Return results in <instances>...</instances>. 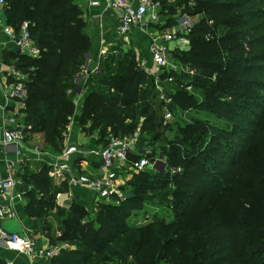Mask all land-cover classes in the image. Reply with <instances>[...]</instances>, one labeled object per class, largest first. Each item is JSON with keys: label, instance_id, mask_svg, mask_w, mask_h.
<instances>
[{"label": "trees", "instance_id": "obj_1", "mask_svg": "<svg viewBox=\"0 0 264 264\" xmlns=\"http://www.w3.org/2000/svg\"><path fill=\"white\" fill-rule=\"evenodd\" d=\"M176 1L181 14L202 18L185 36L191 47L172 51L175 62L195 74L168 67L160 73L169 88V78L173 79L168 103L161 98L158 80L138 66L131 51L116 54L102 62L100 71L76 82L87 65L91 39L75 0H7L8 23L19 29L24 21L30 22L32 38L42 50L38 58L20 56L17 64L29 74L24 99L29 131L43 132L48 147L60 153L64 132L80 106L81 127L89 135L97 132L99 144L107 145L110 136L138 133L141 151L129 153L133 161L155 158L147 144L159 139L162 155L174 166L158 171L165 176H151L147 170L135 173L122 187L126 196L99 201L90 221H84L87 210L71 203L66 231L59 239L74 248L63 249L53 257L54 264H161L164 259L169 264H264V138L249 173L245 165L237 172L231 168L218 172L223 165L214 155L219 151L225 162L236 163L233 136L254 121L264 97V81L255 78L264 73V0ZM165 8L173 14L177 10ZM143 76L151 79L145 86ZM189 86L203 97L199 99ZM86 87L76 104L79 88ZM254 90L259 91L256 98L246 96ZM168 107L178 129L172 137V118L165 117ZM238 154L245 158L244 150ZM223 173L232 180H222ZM241 174L248 182L239 185ZM24 177L32 185L27 194L29 215L44 216L56 207L54 199L63 188L52 186L46 169L28 171ZM169 181L176 190L169 188ZM204 182V189H196ZM128 192L134 195L127 198ZM238 192L248 195L254 209L245 215L228 214V203L235 198L244 201ZM159 196L172 197L177 218L132 226V216L150 197Z\"/></svg>", "mask_w": 264, "mask_h": 264}, {"label": "crops", "instance_id": "obj_2", "mask_svg": "<svg viewBox=\"0 0 264 264\" xmlns=\"http://www.w3.org/2000/svg\"><path fill=\"white\" fill-rule=\"evenodd\" d=\"M98 1V5H92L85 0H75V3L83 9L87 23L85 31L91 39L87 62L88 73L100 71L102 62L108 61L111 57L117 56L116 54H120V52L128 53L133 49L132 53L136 56L138 66L150 73V69L153 66L152 40L155 36L174 28L175 25L173 26V23L175 24L176 18L181 14V9L176 4L177 1L169 0V4L162 5L163 9L160 12L157 23H148L144 27L134 25L126 34L119 32L120 22L115 10L108 6L107 0ZM168 6L176 8V13H169V9L165 8ZM170 18H172V25L169 24ZM7 25L16 31L15 37L6 34L5 27ZM20 29L21 26L19 29H15L8 23L5 11L0 15V125H5L6 127L29 125L25 111V101H23V98L10 96V91L18 80H22L26 86L25 83L29 78V74L17 68L20 56L26 55L21 54L18 50L17 38H19ZM188 42L189 40L186 37H182L170 45L174 49H188ZM41 54L42 50L39 56L31 57L38 58ZM14 69L24 75V78L20 79L13 74ZM150 75L155 76L152 73ZM86 77L87 75L84 74L83 80ZM87 90L88 87L79 88L80 93L74 99L76 104H79ZM25 93L27 97L26 87ZM80 114L81 110L78 109L64 132L63 150L69 146H75L86 152L84 154L75 152L66 162L73 166L76 176H92L98 171L100 161L98 152L102 149L103 144L98 143L97 134L89 135L83 131L79 122ZM9 121H13V123L10 124ZM29 129H25V132L27 130V138L23 148L19 151H8L0 140V176H7L9 164L12 162L16 173V184L12 192L15 216L2 219L0 227L10 232H20L31 236L36 242L37 251L40 248L51 249L66 243L59 238L66 231L65 218L70 208L69 200L87 210L89 214L84 218V221H90L96 214L99 199L96 192L91 188L82 184H75L69 177L64 179V177L54 176L52 165L55 159L61 156L63 150L60 153L53 151L46 144L43 132L33 133ZM37 147H39V152L36 151ZM42 169H46L49 177L51 176L52 186L63 188V191L59 192L54 199L56 207L50 209L44 216H32L28 214L26 209V205L29 202L27 194L32 190V185L24 179V176L28 171L35 173ZM119 173L120 181L123 186H126L131 179V174L124 170ZM73 248L74 246H71L69 249ZM36 251L31 255L12 251L0 239V262H11L12 264H54L53 258L41 256Z\"/></svg>", "mask_w": 264, "mask_h": 264}, {"label": "built area", "instance_id": "obj_3", "mask_svg": "<svg viewBox=\"0 0 264 264\" xmlns=\"http://www.w3.org/2000/svg\"><path fill=\"white\" fill-rule=\"evenodd\" d=\"M92 5H98V0H85ZM108 6L115 10L118 20L120 22L119 32L126 34L130 31L132 26L144 27L148 23H157L159 21L160 12L162 9L161 0H107ZM7 0H0V15L5 11ZM176 23L173 29L167 30L160 35H157L152 40L151 52L153 55V66L150 72L156 76L159 87L161 90V98L166 102H170L171 99L168 97L169 89L167 85L163 84V81H159L160 73L163 68L168 67L173 70L188 72L195 74L194 70H190L188 66H182L175 62L172 51L174 48L171 47V43L179 40L182 37L188 35L195 24L198 23L195 16L180 14L176 18ZM5 32L8 36L15 37L16 31L9 25L5 27ZM18 50L21 54L30 56H39L41 49L32 38L30 32V22L24 21L21 25L19 32V38H17ZM153 71V72H152ZM20 79L24 78L17 70H13ZM88 75V67L84 66L83 72L77 77V82L82 81L83 77ZM170 87L172 88L173 79L169 78ZM192 87L189 86L188 89ZM11 97L26 98L25 85L22 80H18L12 90L10 91ZM165 117L167 119L172 118L171 111L168 108L165 110ZM13 123V121H9ZM27 126L17 127H6L0 125V140L8 151H19L23 148V144L27 138L25 132ZM138 133L134 137H115L110 136L107 145L103 146L98 152L100 155L98 171L92 176L74 174L72 165H69L66 160L75 152L86 153L82 149L69 146L63 150L61 156L55 159L52 165V171L54 176L69 177L75 184L85 185L97 194L99 201L110 200L112 196H117L123 199L126 196V192L123 191V183L120 181L121 171H127L128 173H140L141 171L147 170L154 167L155 164H162L161 160L156 158H149L143 156L137 160H130L129 153L135 151H141L137 146ZM39 152V147L36 148ZM145 154L146 151H145ZM180 171L181 168H177ZM174 170V171H176ZM16 173L14 163L9 164L8 174L5 177L0 176V221L5 218H12L15 216V210L13 207L14 196L12 195L13 189L16 184ZM0 239L4 242L5 246L12 251L31 255L36 251L35 240L28 235L20 232H10L0 227ZM68 243H64L60 246L47 249H37V254L45 256L47 258H53L61 253L63 249L70 248ZM0 264H12L11 262H0Z\"/></svg>", "mask_w": 264, "mask_h": 264}, {"label": "rangeland", "instance_id": "obj_4", "mask_svg": "<svg viewBox=\"0 0 264 264\" xmlns=\"http://www.w3.org/2000/svg\"><path fill=\"white\" fill-rule=\"evenodd\" d=\"M196 20L199 22L200 19L202 18V15L198 14L195 16ZM223 32V30H222ZM188 47L190 48L191 46L189 45L188 42ZM134 50V49H133ZM131 50V52L133 51ZM86 67V65H85ZM153 72V71H152ZM131 73V72H130ZM151 73V72H150ZM148 72V74H150ZM151 76V75H150ZM123 76H120V79ZM255 78L259 81H264V73H260L257 74L255 76ZM151 79L144 77L142 78V85H147L149 83ZM165 84V83H163ZM169 88V87H168ZM171 89V88H169ZM189 90H193L192 88ZM71 92V91H69ZM193 94H195L199 99L202 98L203 96L201 95V92L199 90H193ZM262 92V91H261ZM259 93L258 90H254L252 93H246L247 97L250 98H256L257 94ZM258 101V100H256ZM260 109H257L256 112L257 114L254 116V121L251 123H248L244 126L243 129H241L242 131H240V133H238L237 136H233L234 139V148L236 150V163L230 165L229 163L225 162L224 159L221 158L220 156V152L218 151V153H214L215 157L218 158V164H222V167H219L218 172H221L220 170L224 169V170H228V169H232L233 172H237L242 166L245 165V169L246 171L249 173V170H252V163H254V161L256 162L259 158V153H260V149L263 146L262 141H260V139L264 138V97H262L261 103H260ZM78 109L81 110L82 112V108H80V106H78ZM74 117V116H72ZM71 117V118H72ZM173 125V131H172V135H170V137L174 136L177 134L178 129H177V125L176 122L174 120V118H172V120L170 121ZM97 134V132L95 133ZM148 145V149L154 150V153L156 155V159L157 160H161L162 164H155L154 167H151L149 169H147V171L150 173L151 176H165V175H160L158 173V171L160 172V170L162 171L163 168H165V170L167 171V169H171L174 168L170 167L168 164V158L165 157L163 154V145L162 142H160L159 139H155L152 140L150 139V144ZM238 150V151H237ZM240 150H244L246 155L245 158L242 160L241 159V154H238V152ZM244 163V164H242ZM193 164H188V167H192ZM130 174V173H129ZM135 173H131V178L133 177ZM253 174H255V176H259V173L257 172L256 169L253 170ZM168 174H166L167 176ZM51 177V176H50ZM222 180L224 179L225 182H230L232 180V175L229 176L227 174H221ZM240 182L238 180V184L241 185L242 182H248L247 180H245V177H242V174L239 177ZM207 186V182L204 183H200L197 184L196 189L198 188V190H202L204 189V187ZM248 186V185H246ZM67 187V186H66ZM242 187V186H241ZM169 188L171 190H176V186L174 185L173 181H169ZM187 190H189V188L187 187ZM247 191V190H246ZM240 194V195H239ZM240 199L244 198V201H239L235 198V201L228 203L227 204V211L229 210L228 214H233L234 212H236L237 214H243L245 215L246 213H249L250 211H252L254 209V206L251 204L250 200L248 199V195L247 198L243 197L242 193L238 192V196ZM71 198V197H70ZM172 200L171 196H159V197H150L148 199V201L144 204V207L135 215L132 216L131 218V225L132 226H141L143 224H147V223H151L156 221V219L159 218H163L164 220H166L167 222H171L173 221L175 218H177V216H175V210L172 207V203L170 202ZM187 200V199H186ZM237 200V201H236ZM243 200V199H242ZM240 204H239V202ZM74 203L72 200H69L68 204ZM193 207V206H192ZM195 207V206H194ZM194 209H191L189 211V215L192 216L194 215ZM233 212V213H232ZM161 264H169L167 262V259H164L161 261Z\"/></svg>", "mask_w": 264, "mask_h": 264}, {"label": "water", "instance_id": "obj_5", "mask_svg": "<svg viewBox=\"0 0 264 264\" xmlns=\"http://www.w3.org/2000/svg\"><path fill=\"white\" fill-rule=\"evenodd\" d=\"M134 195V193H132V192H128L127 193V198H129V197H131V196H133Z\"/></svg>", "mask_w": 264, "mask_h": 264}]
</instances>
